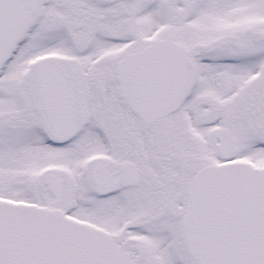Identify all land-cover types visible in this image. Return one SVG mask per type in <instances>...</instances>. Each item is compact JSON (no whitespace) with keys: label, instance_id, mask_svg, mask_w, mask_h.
Here are the masks:
<instances>
[{"label":"snow or ice","instance_id":"6c2138e0","mask_svg":"<svg viewBox=\"0 0 264 264\" xmlns=\"http://www.w3.org/2000/svg\"><path fill=\"white\" fill-rule=\"evenodd\" d=\"M0 264H264V0H0Z\"/></svg>","mask_w":264,"mask_h":264}]
</instances>
